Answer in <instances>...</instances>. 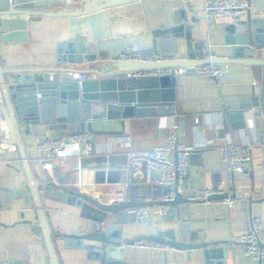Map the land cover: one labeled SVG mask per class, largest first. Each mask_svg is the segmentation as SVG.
Here are the masks:
<instances>
[{
    "label": "crops",
    "instance_id": "obj_1",
    "mask_svg": "<svg viewBox=\"0 0 264 264\" xmlns=\"http://www.w3.org/2000/svg\"><path fill=\"white\" fill-rule=\"evenodd\" d=\"M13 1L15 5L10 0H0L2 68L55 66L61 55L59 45L77 41L89 48V58L74 69L90 74V78L95 77L92 70L107 71V62L117 59L125 50L141 49L207 61L234 59V46L228 43V26L236 24L238 19L247 23L264 20V0H248L249 8L240 18H208L204 0H134L79 16H49L41 12L76 11L82 8L83 0ZM7 11L10 13H3ZM177 17L183 25L180 32L158 33L175 26ZM184 17L188 19L186 22ZM260 41L264 42V36ZM244 56L250 55L246 52ZM253 57L264 61V45L254 49ZM228 64L219 80L201 77L191 69L178 75L175 113L89 119L86 126L90 125L96 151L87 158L76 155L66 161L60 157L45 158L28 146L34 134L63 136L83 130L79 123L63 126L58 122H40L23 127L33 172L42 182L40 190L43 192L39 190V193L61 264H100L88 255V250L76 246L75 238L65 236L111 228L109 222L95 220L85 209L69 202L66 189L82 192L107 205L135 199L128 197L129 191L142 185H156L162 190L156 173L133 154L166 143L173 122H181L182 138L187 143L194 142L200 135L207 137L208 144L200 150L199 158L189 161L187 178L198 188H214L227 177L219 137L229 135L240 144H254L264 137L261 104L252 106L237 126L226 113V106L234 101L264 94V68L260 64ZM255 83L260 86L258 93ZM4 129L8 131L2 114L0 137L9 139L10 133L5 134ZM230 189L237 200L234 207L222 202H193L188 211L190 232L197 233L200 240L220 242L213 246L218 252L205 257L202 249L190 252L134 243L126 263L259 264L232 244L230 238L232 234L244 232L251 217L259 216L262 219L260 238L264 241V146L253 147L248 170L235 176ZM183 194L187 196L186 192ZM163 195L161 191L157 198ZM250 200L258 201L251 209ZM129 212L135 224L131 236L167 230L173 226L171 220L177 221L179 216L170 206L165 214L147 221L140 220L133 209ZM98 224L100 229H97ZM38 225L39 216L20 152L0 153V264H50L44 235L34 230Z\"/></svg>",
    "mask_w": 264,
    "mask_h": 264
},
{
    "label": "water",
    "instance_id": "obj_2",
    "mask_svg": "<svg viewBox=\"0 0 264 264\" xmlns=\"http://www.w3.org/2000/svg\"><path fill=\"white\" fill-rule=\"evenodd\" d=\"M131 1L134 0L84 1L82 8L76 11L41 13L49 16H79ZM184 20L186 22L187 17H184ZM175 22L177 23L175 26L159 30L158 33L176 34L180 32L183 25L179 24L178 17ZM253 23L262 24V26H254ZM227 32L230 34L228 43L234 46L235 58L218 59V62L260 64L264 68V61L253 57L254 49L264 45V42L260 41L261 36H264V20L247 23L238 19L236 24L228 26ZM88 49L84 42L71 41L60 44L59 53L61 55L58 57L56 65L49 67L20 70L4 69L0 61V94L3 101V106L0 109L10 133V138L3 140L16 145L20 152L39 216V225L34 230L36 232L42 231L44 235L50 264H61V260L39 193L42 182L35 177L28 157L23 127L40 122H58L63 126H67L68 123H79L81 128L86 130V121L89 119L175 113L177 76L135 78L128 74L138 70L162 67L187 68L193 71L195 66L208 62L194 58L160 63L115 59L107 62L109 69L105 72L92 70V74L95 75L94 78L84 80L81 83L69 79L68 72L75 71L74 66L89 58L87 56ZM246 52L250 55L249 57L244 56ZM258 104H261L260 109L264 111L263 93L260 96L255 94L234 101L226 106V113L237 126L246 115L245 113L252 106ZM87 129L91 131L90 125ZM200 154L201 151L193 152L189 158L190 160L199 158ZM169 190L168 186H163L161 190L156 185H142L129 191L128 197L134 196L135 199L127 198L107 205L82 192L66 189L69 202L76 203L85 209L84 211L89 213L87 214L89 217L102 222H109L111 228L105 231L94 230L85 234L66 235L65 237L75 238L77 240L76 246L88 250V255L97 259L100 264H127L126 256L130 253L131 246L144 240L155 241L170 248L190 252L195 249H202L205 257L218 252L219 250L213 246L220 244V242L200 240L197 233L190 232L188 211L193 201L179 192L170 201L158 200L157 197L161 191L162 194H167ZM254 202L258 201H249L250 209ZM153 203H165L174 208L179 213L177 221L171 220L174 222L173 226L164 231L159 230L157 234L131 236L135 232V224L130 219L132 213L129 211ZM258 263L264 264V258L259 259Z\"/></svg>",
    "mask_w": 264,
    "mask_h": 264
},
{
    "label": "built area",
    "instance_id": "obj_3",
    "mask_svg": "<svg viewBox=\"0 0 264 264\" xmlns=\"http://www.w3.org/2000/svg\"><path fill=\"white\" fill-rule=\"evenodd\" d=\"M12 5L13 0H10ZM83 1H102V0H83ZM249 8L248 0H204L205 15L210 17L230 16L240 17ZM123 61H135L143 63H160L163 61L183 60L176 56L165 55L154 51L147 50H125L122 51L118 58ZM229 64L218 62V59H211L205 64L195 66L193 73L214 79H221ZM187 68L175 69L173 67H162L148 70H138L130 72L131 77H161L175 75L178 76L187 72ZM69 79L76 80L81 83L90 79V74L85 72L69 71ZM255 91L259 92L260 86L255 83ZM2 112L0 109V119ZM198 117L195 121L198 122ZM7 134V129H4ZM183 126L179 120L173 122L170 126L167 142L157 145L152 149L134 153L133 157L143 160L149 170L157 175V182L160 185L168 186L170 190L167 194L159 198V201L167 202L174 198L177 192L187 193V198L193 202L210 203L222 202L229 207L236 205V198L233 196L231 186L234 183L235 176L248 170L249 163L252 158V150L254 146H264V137L256 141L254 144H240L229 135L221 136L218 139L221 142V156L227 165V177L219 182L214 188H198L195 187L187 178L190 154L200 151L207 144V137L200 135L192 143L183 140ZM4 137H0V153L16 152V145L5 142ZM28 146L42 153L45 158L60 157L66 161L71 156H79L87 158L96 151L94 136L89 130H79L69 132L63 136L48 137L45 135L34 134L30 137ZM43 192V189L40 190ZM169 206L165 203H153L143 205L133 209L142 221H147L155 216L163 215ZM101 225H97L100 229ZM262 229V219L259 216H253L249 219L248 227L244 232L232 234L230 242L236 244L240 249L254 260L258 261L264 258V241L260 238ZM136 244L141 246H151L155 248L167 249L168 246L155 241H139Z\"/></svg>",
    "mask_w": 264,
    "mask_h": 264
}]
</instances>
